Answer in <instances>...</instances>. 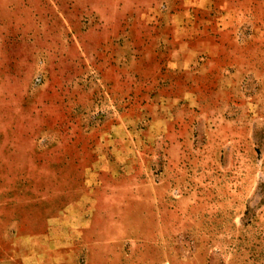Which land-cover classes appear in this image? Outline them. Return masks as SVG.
Listing matches in <instances>:
<instances>
[{
  "label": "rangeland",
  "instance_id": "obj_1",
  "mask_svg": "<svg viewBox=\"0 0 264 264\" xmlns=\"http://www.w3.org/2000/svg\"><path fill=\"white\" fill-rule=\"evenodd\" d=\"M0 264H264V0H0Z\"/></svg>",
  "mask_w": 264,
  "mask_h": 264
}]
</instances>
